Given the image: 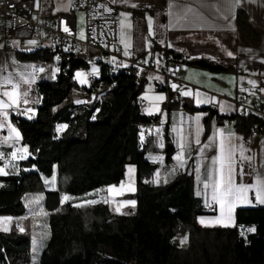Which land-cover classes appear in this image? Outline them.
Listing matches in <instances>:
<instances>
[{"label":"trees","instance_id":"16d2710c","mask_svg":"<svg viewBox=\"0 0 264 264\" xmlns=\"http://www.w3.org/2000/svg\"><path fill=\"white\" fill-rule=\"evenodd\" d=\"M234 22L250 37L258 38L242 9H236ZM14 54L21 60L35 61L52 55L40 47L16 48ZM73 55L67 57L66 74L35 81L39 102L31 119L10 116L29 155L18 161L16 172L0 175V215H22L25 196L43 195L41 207L47 213L48 235L37 264H264L263 205L236 207L234 227H198L194 219L202 208L193 195L189 170H181L159 185L144 181L155 165L143 155L159 151L154 133L150 132L141 143L137 137V125H154L158 119V114L139 112L135 104L145 84L144 69L128 65L107 75L101 65L93 82H101L105 88L89 101L93 88L78 86L71 78L75 67L89 64ZM189 63L212 70L229 68L204 58ZM178 106L188 112L209 109L176 101L161 104L167 111ZM93 109L95 118L89 119ZM211 111L204 117L202 138L207 134ZM217 118L232 119V127L243 134L258 120L252 113L236 112ZM58 125L67 127L57 132ZM166 132L164 125L162 150L168 161L172 147ZM127 163L135 170V191L123 195L135 201L128 211L111 212L102 202L81 207L59 203L60 193L80 196L117 183ZM53 167L55 187L47 190L42 177L50 176ZM241 226H254L256 230L239 236ZM181 232L188 237L184 248L177 247L174 239ZM29 247L26 232L14 227L0 231V264H29Z\"/></svg>","mask_w":264,"mask_h":264},{"label":"crops","instance_id":"0c3cea01","mask_svg":"<svg viewBox=\"0 0 264 264\" xmlns=\"http://www.w3.org/2000/svg\"><path fill=\"white\" fill-rule=\"evenodd\" d=\"M108 1L111 2L117 10L118 4H122L123 7L150 9L152 12V16H150L152 20L151 35L149 34V26L146 25L142 37H140V39L135 38L134 40L124 42L123 46L121 45L123 49H125V43H129L134 55H138L142 54L148 45H153L154 48L159 51L162 49L172 51L180 62L178 72L174 76L167 78H163L160 73L153 69H144L150 72L149 76L152 77L153 81L163 83L166 86L165 89L155 90L148 83V93H158L157 96L163 95L165 97L163 102L176 101L178 104L206 106L209 108L205 111L188 112L178 106L167 111L161 107L163 102L144 99L146 105L142 110V113L149 115L145 112V109H150V106L154 108L157 103L160 108V111L154 112V114H158L157 123L151 125L149 128L156 136L155 145L159 151L144 153L143 158L155 165L152 172L144 179V181H152L156 172L159 170L161 177L160 183H149L152 185H159L164 183V179H167V181L172 179L179 171L184 169L189 170L192 174L193 195L198 199L202 208V213L195 216V225L198 227H224L222 224L214 223V221L221 215L219 205L212 203L213 210H207L208 206H206V204L211 198V187L207 189L204 187L206 183H211L214 171L219 166L213 162V157L219 155V139L217 138L215 142L210 139L214 137L216 130H223L226 146L235 145L237 149L242 146L244 155L252 158L250 161H241L239 158V151L235 153V168L237 172L235 182L237 185L253 184L258 175L264 176V115L253 114L258 116V119L261 120V132L257 135H250L248 132L246 134L239 133L235 131L233 127L222 128L219 125L221 119L217 118V116L227 115L234 112L237 113L239 110H243V114L252 113V110H245L246 106H250L258 98L264 100V0H240L239 5L235 7L231 0H150L149 2L142 4V6L135 7L121 3L120 0ZM237 8H240L245 12L248 22L258 32L257 39L250 37L235 24L234 15ZM146 14L148 13L143 12V16ZM2 46V62H6L8 52H10V56L17 60L14 54V50L17 47L8 50L6 47H10L11 45H5L3 43ZM228 52H232L233 55L228 56ZM196 58H204L212 62L228 65L229 68L227 70H212L189 63V61ZM16 62L17 61H14L15 64H17ZM239 63L242 64L240 69L236 66ZM157 76L160 77L159 80L155 79ZM35 77L36 79L32 82L33 84L38 78L52 76H49L48 73L40 72L36 74ZM249 80L255 81L256 86L253 87V85L249 84ZM172 84H176L185 90L191 89L194 93L199 91L202 94V98H207L209 100L215 98V102L197 105L194 97H186L181 95L179 91H174L171 86ZM149 89H151V91H149ZM168 93H171V95L168 96ZM240 93L246 95V99L242 103H239L237 100V96ZM27 99L29 101L27 105L21 102V107H19L21 108L20 113L15 112L13 109L8 110L9 119L5 122L6 126L3 129H0V153L4 154L3 159H0V167H4L6 161H11L12 152L22 147H26L21 144L20 140L18 142L10 141L7 144L2 143V141L4 137L9 136L7 123H11V115L18 114L27 119L28 116H34L32 113L24 114V112L27 108H31L35 113V107L39 102V98L38 101H32L29 98V95H27ZM221 104H223L225 108V111L223 112L220 110ZM211 107L214 109L208 117L207 134L202 138L203 120L207 111L211 110ZM197 115L201 116L200 126L202 131L199 136L201 141L200 145L195 143L197 126L194 122L190 121L191 117ZM0 121H3L2 116H0ZM11 125L13 126L12 123ZM164 125H166V134L172 147V150L169 152L168 161L165 159L166 153L159 147V142L161 140L164 144ZM173 128L177 129V131L182 129V134L186 137L185 142L190 148V152H186L185 154L187 162L184 167L178 169L174 174H172V169L176 166V161L173 159V156L176 155L178 149L177 132H174ZM156 129H160V132L157 133ZM230 133L234 135L229 136L228 134ZM204 145H209V147L204 148ZM201 149H203V151H201ZM150 156H162L163 162H153L149 159ZM18 161L20 160L11 161L16 167H8L6 171L8 173L16 172L18 170ZM197 165H199V172L196 171ZM130 167L134 169V165L130 163H127L124 166V180H119L115 184H107L97 187L80 196L70 195L72 199L65 203L76 206V202L86 196H92L98 189H106L112 185L119 187L121 182H124L125 187L129 185L134 187L135 170L130 178L128 173ZM30 169H32V167H30ZM53 175H55L54 167L52 168L50 176ZM54 187L55 183H52L51 180L44 188L52 190ZM197 191H200L202 195L197 196ZM132 192L126 191L124 194ZM103 193L104 197L113 199L110 195L107 196L106 192ZM204 193H207V195ZM63 195L69 194L60 193L58 195L59 203ZM248 195L255 205H261L256 203L254 193L249 192ZM122 198L123 195L114 198L119 206L123 201H134L132 198L119 200ZM239 204L240 206L248 205L244 204L242 199ZM132 207L133 205H125L121 210H129ZM22 215H0V217H12L14 219L16 217H21ZM201 219H203L205 223L202 224L200 222ZM12 225L13 223L11 222L9 225L10 229ZM185 236V232H181L175 236L174 239L177 247L184 248L186 246L187 242L183 245L180 243V240Z\"/></svg>","mask_w":264,"mask_h":264},{"label":"built area","instance_id":"2783aa9c","mask_svg":"<svg viewBox=\"0 0 264 264\" xmlns=\"http://www.w3.org/2000/svg\"><path fill=\"white\" fill-rule=\"evenodd\" d=\"M46 0H0V37L4 40L5 45H11L7 40L8 36L20 41L18 48L24 50V47L36 48L38 41H49L53 46H57V55H51L49 59L38 60L39 67L45 68L47 61L52 63V77L59 73L66 74L67 57L71 54L83 53L90 58V64L95 65L97 69L101 65L105 68L108 75L110 71L118 67L128 65L135 66L137 69H153L160 73L163 78L174 76L180 67L177 56L172 51L156 50L153 45H148L142 54L134 55L132 48L127 51L130 55H124L125 49L122 48L119 31H118V10L108 0H67L66 7L60 11L45 14ZM105 9H108L106 11ZM79 15L81 24L80 28L76 27ZM69 29L68 32L64 28ZM34 33V34H33ZM81 33L84 38L81 39ZM33 34V36H32ZM26 39L36 41V44L25 42ZM87 50L94 51L104 55L92 56L87 54ZM59 57V59H57ZM241 68L242 64H237ZM58 69V71H56ZM33 74L40 72H34ZM92 69L89 66L84 68V73H90ZM90 87L103 85L101 82H93V75L87 77ZM153 89L162 90L166 86L152 80V77L146 78ZM10 88V86H8ZM95 98V97H94ZM97 98V97H96ZM246 99L244 93L237 96L239 103ZM137 110L142 112L146 102L144 99L137 97L135 101ZM213 111V107L210 108ZM245 110H252V114L264 115V100L258 98ZM95 109L90 113L89 119L93 118ZM238 114H243L239 110ZM258 117V116H256ZM233 121L229 118L220 120L219 125L222 128L232 127ZM151 124L137 125V137L141 143L149 135ZM261 132V120L252 122L248 127L250 135H257ZM143 134V141L141 140ZM123 178V177H122ZM254 202L250 206H254ZM208 211L213 210V204L207 207ZM247 226L240 227V232L247 229Z\"/></svg>","mask_w":264,"mask_h":264},{"label":"snow or ice","instance_id":"6c2138e0","mask_svg":"<svg viewBox=\"0 0 264 264\" xmlns=\"http://www.w3.org/2000/svg\"><path fill=\"white\" fill-rule=\"evenodd\" d=\"M233 3V6H238L240 3V0H231ZM135 7V5H133ZM108 11V9H105ZM123 25V22H121ZM149 29L150 32L149 34L151 35V24L152 20L149 18ZM65 32H68L69 29L67 27L64 28ZM83 33H81V39H83ZM123 42V40H122ZM29 44H36V41L32 40L28 42ZM131 45L129 43H125V52L124 55H130V53L127 51V49ZM250 51V50H249ZM228 56H232V52L227 53ZM59 59V57H57ZM33 68L34 72H44L45 69L43 67L36 68L35 66H31ZM58 71V69L56 70ZM98 74V69L93 66L92 70L90 73H84V72H77L76 73V79L79 81L81 84H87L88 79L87 77L89 75H96ZM54 78V74H53ZM36 79L35 75H32L31 80L27 78H22V82L24 84H31L34 82ZM155 79L159 80L160 77L157 76ZM249 84L253 85V87L256 86V82L249 80ZM10 86V88L8 87ZM174 91H179L181 95L183 96H191L194 97L195 103L197 105L200 104H206V103H211L215 102V98H212L211 100L207 98H202V94L197 91L193 92L191 89L185 90L180 88L176 84L171 85ZM0 88H3L4 90L2 93H0V116L3 117V121H0V129H3L6 125L5 122L8 121L9 119V109H19L21 102L25 105L29 103L27 99L28 93L26 91L21 92L20 91V84L13 82V80L10 77L4 78L2 84H0ZM245 90V89H242ZM151 91V89H149ZM7 98V99H4ZM142 99H147V100H154L157 102H163L165 100V97L163 95L159 96H149L147 93H145L144 97ZM77 103H82V101H76ZM222 112L225 111V108L223 104H221V109ZM160 111L159 104L157 103L154 108L145 109V112L149 115L154 114V112ZM27 113H32L34 115V110L31 108H27L24 112V114ZM29 119L32 118V116H28ZM95 117H93L94 119ZM200 120L201 116L197 115L195 117H191L190 121L194 122L197 126L196 130V139L195 143L197 145H200L201 141L199 139L200 132L202 131V128L200 126ZM163 123V121H162ZM67 125H58L57 126V132H62ZM7 128L9 129V136H6L3 138L2 143H9L10 141H16L18 142L21 138L19 131L14 128L11 123H7ZM174 132H177V153L175 156H173V159L176 161V166L172 169V174H174L178 169L183 168L185 163L187 162L186 160V152H190V148L186 144V137L183 136L182 134V129L180 131H177V129L173 128ZM156 132L159 133L160 129H156ZM229 136L234 135V134H228ZM219 139V144H218V151L219 155L216 157H213V162L214 164H218L219 166L215 169L214 175L211 178V183H206L204 185L205 189L211 187V198L210 201L206 204V206H211L212 203L218 204L220 207V212L221 215L218 217L214 223L217 224H222L224 227H234L235 226V217H234V210L236 207L240 206L239 202L242 199V202L244 204L251 205L252 200L249 198L248 193L252 192L255 195V201L257 204L264 205V176H257L255 182L253 184L249 185H244L240 184L237 185L235 182V176L237 174L236 172V159H235V153L239 151L240 153V160L241 161H250L252 158L250 156H245L244 155V150L243 147L241 146L239 149L235 145H230L226 146L225 144V137L222 129H217L216 133L214 134L213 138H210L215 142L216 139ZM144 137L143 134H141V140L143 141ZM159 147L163 148L164 144L162 140L159 142ZM204 148L209 147V145H204ZM203 151V149H201ZM28 149L26 147H22L20 149H17L16 151L11 153V161L15 160H23L28 157ZM4 154L0 153V159H3ZM149 159H151L153 162L160 161L161 163L163 162V157L162 156H150ZM11 161H6L4 167H0V175H8L9 173L6 171L8 167H16L14 163ZM196 171L199 172V165L196 167ZM134 172L133 168L128 169L129 177L131 178V174ZM242 172V169H241ZM199 179V177H198ZM161 177L159 170L156 172L154 179L152 181H146V183H160ZM167 179H164V183H167ZM45 183H49V181H45ZM52 183H55V176L52 178ZM132 192L135 191V188L132 187L131 185L125 187L124 182H121L120 186L117 187L115 185L109 186L106 189H98L97 194L101 192H107L113 199H108L107 197H101L102 202L104 203H113L115 202L114 198L116 196H122L124 195L125 192ZM207 195V193H204ZM197 196L202 195L200 191L196 192ZM44 199L43 195H39L37 197L32 198L28 202V206L31 207V205H39L41 201ZM72 199L68 195H63L61 199V204H64L65 202L69 201ZM99 201L96 200H85L83 201L82 204H77L76 207H81L84 204H95ZM125 205H135V201H123L120 203V206L117 207L115 210L117 213L121 212V208L124 207ZM41 214L47 215V213L43 212V209L41 208ZM27 217H21L19 219H26ZM13 221L12 217H0V230L4 232H8L10 230L9 225ZM202 224L205 223L203 219L200 221ZM19 230L21 232L24 231V228L22 226H19ZM243 228V226H241ZM255 227H250L247 229H244L240 232L241 236H245L246 233H252L255 232ZM188 237L185 236L183 239L180 240L181 245L185 244L187 242Z\"/></svg>","mask_w":264,"mask_h":264},{"label":"rangeland","instance_id":"374dc122","mask_svg":"<svg viewBox=\"0 0 264 264\" xmlns=\"http://www.w3.org/2000/svg\"><path fill=\"white\" fill-rule=\"evenodd\" d=\"M121 3H124L126 5H130V6H142V4L149 2L150 0H120ZM66 2L67 0H46L45 1V14H50L51 12H55V11H60L63 8L66 7ZM118 31H119V39H120V43L123 46L124 42H127L128 40H134L135 38H139L142 37V34L144 32V28L146 25L149 26V18L151 19L150 16H152V12L150 9H139V8H127V7H123L122 4H118ZM143 12H146L148 14H146L145 16H143ZM129 13V14H128ZM77 18V22H76V27L80 28V24H81V20L79 15L76 16ZM123 22V25L122 23ZM34 34V33H33ZM32 34V36H33ZM138 35V36H137ZM7 40L11 41V46L10 47H6L8 50H10L13 47H17L18 48V44H19V40L12 38L11 36H8ZM123 40V42H122ZM32 41V39H26L25 42H29ZM4 43V40L1 38L0 39V84H2L4 78L10 77L13 82L15 83H19L20 84V91L24 92L26 91L29 95V98L34 101H38L39 95L35 89V86L33 83L29 84H24L22 82V78H27L29 80H31L32 75L33 74L32 70H31V66L35 65L36 63H39V61H35V60H21L19 58H17L15 60L12 56H10V52H8L7 57H6V62H2V53H1V47L2 44ZM31 49V47H27L24 48V50H28ZM87 54H90L92 56L98 55L100 57H103L104 55L94 52V51H90L87 50L86 52ZM75 58L77 59H81L83 61L87 60L86 57L84 56L83 53H76L73 55ZM14 61H17L15 64ZM90 63V62H89ZM20 66V67H19ZM37 68H40L39 65H36ZM93 64H89V68L92 69L93 68ZM84 68L82 65H78L77 67H75L72 70V81L74 83H76V85L78 86H88L87 84H81L79 83V81L75 78L76 77V73L77 72H84ZM45 73H48L49 76H52V63L50 61H47L45 64ZM97 76H99V74H96ZM150 75L149 71L143 70L142 72V77L145 80V84L144 87L142 89V91L139 93L138 97L142 98L144 97L145 93H147L149 96H157L158 93H148V83L146 81V78ZM105 86L104 85H98L95 86L94 89H92L91 93L89 94V98L88 100L90 101L93 97H98L100 95L99 91L104 90ZM4 89L0 88V93H2ZM156 92V91H155ZM93 96V97H92ZM3 98V97H0ZM7 99V98H4ZM147 100V99H145ZM21 107V105H20ZM153 108L152 106H150V109ZM15 112L20 113L21 112V108L19 109H15ZM57 129V127H56ZM55 176V175H53ZM53 176H48V177H43L42 178V182H43V186L46 187L48 185V183L46 184L45 181H51ZM125 177H123L120 181L124 180ZM106 195L109 196V194L106 192ZM39 195H35V194H31V195H27L24 197L23 202H24V207H25V213L21 216V217H27L26 219H19L21 217H16L13 219L12 223L13 225L11 226L14 228H18L19 230V226H22L24 228V232H26L29 237H30V262L29 264H37V258H38V254L43 246V244L45 243L46 239H47V235H48V228H47V224L45 221V217L46 215L41 214V203L39 205H31V207L28 206V202L34 198L37 197ZM70 196V195H68ZM101 197H104V193L101 192L99 194H97V192H95L92 196L90 197H84L83 199H80L78 202H76L75 205L77 204H82L83 201L85 200H96V201H101ZM109 199V198H108ZM111 200V198H110ZM119 200H126L124 198L119 199ZM116 202V203H115ZM113 203H106V205L108 206L109 210L111 212L116 213L115 208L118 205L117 201H115ZM61 203V201H60ZM123 211H128V210H121L120 213H124ZM43 212L45 213V211L43 210ZM18 222V223H17ZM17 223V225H16ZM20 231V230H19Z\"/></svg>","mask_w":264,"mask_h":264},{"label":"bare ground","instance_id":"6f19581e","mask_svg":"<svg viewBox=\"0 0 264 264\" xmlns=\"http://www.w3.org/2000/svg\"><path fill=\"white\" fill-rule=\"evenodd\" d=\"M38 47L45 48L46 50L50 51L52 53V55H57V46H53L49 41H38ZM24 48H27V47H24ZM85 57H86L87 60H85L84 62L87 63V64H90L89 63L90 62V58H87V56H85ZM115 70L110 71V74L113 73ZM97 78H98L97 75H93V81L96 80ZM94 87H93V89H94Z\"/></svg>","mask_w":264,"mask_h":264}]
</instances>
